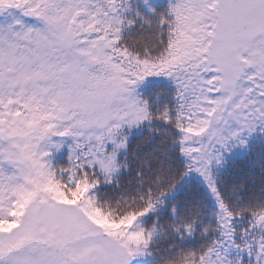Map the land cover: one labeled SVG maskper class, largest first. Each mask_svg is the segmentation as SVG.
Here are the masks:
<instances>
[{
    "label": "snow or ice",
    "instance_id": "6c2138e0",
    "mask_svg": "<svg viewBox=\"0 0 264 264\" xmlns=\"http://www.w3.org/2000/svg\"><path fill=\"white\" fill-rule=\"evenodd\" d=\"M0 264H264V0H0Z\"/></svg>",
    "mask_w": 264,
    "mask_h": 264
}]
</instances>
